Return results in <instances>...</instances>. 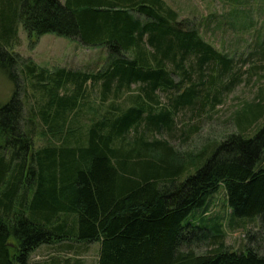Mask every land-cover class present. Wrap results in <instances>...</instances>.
Wrapping results in <instances>:
<instances>
[{"label": "trees", "instance_id": "16d2710c", "mask_svg": "<svg viewBox=\"0 0 264 264\" xmlns=\"http://www.w3.org/2000/svg\"><path fill=\"white\" fill-rule=\"evenodd\" d=\"M19 23L29 35L102 47L105 65L23 60L7 49L19 44ZM260 48L250 55L264 59ZM233 67L163 0H0V70L12 84L0 104V264H28L39 245L73 240L99 242L97 264H264V123L247 135L264 102L236 112L237 132L209 154L178 153L154 135L177 131L179 111L214 107L239 80ZM220 186L230 219L259 220L237 249L223 217L207 213Z\"/></svg>", "mask_w": 264, "mask_h": 264}, {"label": "rangeland", "instance_id": "374dc122", "mask_svg": "<svg viewBox=\"0 0 264 264\" xmlns=\"http://www.w3.org/2000/svg\"><path fill=\"white\" fill-rule=\"evenodd\" d=\"M163 1L176 11L183 27L197 30L203 40L234 60L232 71L239 80H235L228 91H218L219 101L214 107L206 105L198 115H193L189 111H179L175 117L179 126L177 131L171 136L165 132L154 134L156 137L169 140L178 153L196 154L204 151L205 154H209L225 136L237 132V127L232 121L236 112L254 104L258 97L264 102V59L260 58L257 52L250 55L252 51L260 50V45L264 47V0ZM18 36L19 44H13L7 49L18 53L23 60L29 58L37 66L48 70L65 67L94 71L103 68L106 62L107 52L104 48L82 44L76 38L70 39L54 33L29 35L20 23ZM228 79L229 76L223 78L222 82H227ZM11 91V82L0 70V104L10 98ZM136 91L138 88L132 85V92ZM97 92H92L90 96L93 109L99 98ZM158 98L161 104H165L168 99L167 94L163 92L158 94ZM263 123L264 114L248 129L247 135L252 136ZM41 141V138L37 137L36 145ZM26 154L29 157L30 153ZM15 161L18 162L19 159ZM194 170V166H188L182 178ZM209 200L207 213L223 217L225 243L232 249L241 247L245 232L258 226L259 220L230 219L223 186H220ZM199 211L200 209L192 210L187 218L198 216ZM9 241L12 243L13 239L10 238ZM88 245L91 246L85 251L83 260L86 264H95L98 256L97 244L94 241ZM58 248H61L58 243H51L49 246L39 245L31 252L28 264L49 263L52 257L58 255V250L61 251Z\"/></svg>", "mask_w": 264, "mask_h": 264}, {"label": "crops", "instance_id": "0c3cea01", "mask_svg": "<svg viewBox=\"0 0 264 264\" xmlns=\"http://www.w3.org/2000/svg\"><path fill=\"white\" fill-rule=\"evenodd\" d=\"M75 242V243H74ZM96 242V241H95ZM60 245L61 251L58 250V255L54 256L51 258V261L47 264H86L85 261L83 260L84 258V253L87 251V248L90 247L88 243L90 242H84V241H61V242H56ZM97 244V251L99 254V248H100V243L96 242ZM42 245H51L50 244H42ZM97 256V260H98ZM68 260H64V259ZM97 260L95 261V264H97Z\"/></svg>", "mask_w": 264, "mask_h": 264}]
</instances>
